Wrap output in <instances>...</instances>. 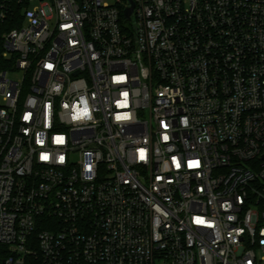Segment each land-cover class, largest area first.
<instances>
[{
    "label": "built area",
    "instance_id": "built-area-1",
    "mask_svg": "<svg viewBox=\"0 0 264 264\" xmlns=\"http://www.w3.org/2000/svg\"><path fill=\"white\" fill-rule=\"evenodd\" d=\"M0 264H264V0H0Z\"/></svg>",
    "mask_w": 264,
    "mask_h": 264
},
{
    "label": "water",
    "instance_id": "water-1",
    "mask_svg": "<svg viewBox=\"0 0 264 264\" xmlns=\"http://www.w3.org/2000/svg\"><path fill=\"white\" fill-rule=\"evenodd\" d=\"M131 9H132V6L131 7H128L125 9L124 13H125V17L128 18L130 13H131Z\"/></svg>",
    "mask_w": 264,
    "mask_h": 264
},
{
    "label": "snow or ice",
    "instance_id": "snow-or-ice-1",
    "mask_svg": "<svg viewBox=\"0 0 264 264\" xmlns=\"http://www.w3.org/2000/svg\"><path fill=\"white\" fill-rule=\"evenodd\" d=\"M119 118V117H118ZM165 139H167V137H165ZM143 158V157H142Z\"/></svg>",
    "mask_w": 264,
    "mask_h": 264
}]
</instances>
